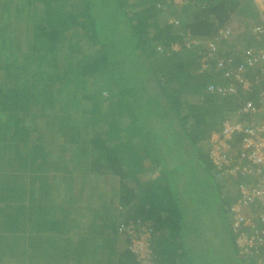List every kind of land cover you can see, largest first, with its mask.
<instances>
[{"label":"trees","instance_id":"1","mask_svg":"<svg viewBox=\"0 0 264 264\" xmlns=\"http://www.w3.org/2000/svg\"><path fill=\"white\" fill-rule=\"evenodd\" d=\"M261 22L253 0H0V264H131L116 250L128 221L151 229L157 264H251L235 244L250 230L230 226L239 177L222 190L206 142L260 104L264 60H246L264 50ZM220 27L234 36L218 56L251 81L236 95L209 90L231 76L198 72L204 46L180 42ZM87 176L119 184L86 198Z\"/></svg>","mask_w":264,"mask_h":264},{"label":"built area","instance_id":"2","mask_svg":"<svg viewBox=\"0 0 264 264\" xmlns=\"http://www.w3.org/2000/svg\"><path fill=\"white\" fill-rule=\"evenodd\" d=\"M172 5H182L184 0H167ZM262 18L260 26L252 30L255 35L264 37V0H253ZM171 22L177 23L176 18ZM183 33V34H182ZM182 34V35H181ZM180 42L186 47L203 45L204 54L198 58V72H204L211 62L222 67L231 76L232 81L226 86L210 85L209 90H216L236 95L240 90H249L251 81L243 74L242 66L234 67L233 62L218 56L220 43L230 39L232 31L220 27L215 34L206 39H196L181 31ZM174 49L180 48L176 43ZM246 60V65L253 66L260 59L264 60V50ZM258 65H261L258 63ZM264 72V67H261ZM242 70V71H241ZM262 79V78H261ZM240 85V89L235 85ZM259 105L247 102L240 108L249 120H225L219 133L209 137L208 158L216 175V180L223 186L232 177H239L237 187L238 199L230 206L231 228L237 232L240 227L249 229L250 235L239 233L235 238L238 253L251 264H264V227H258L255 219L264 225V90L259 93ZM262 113V114H261ZM241 133L238 149H232L228 141L234 134ZM118 209L121 206L117 205ZM117 234L124 241L125 250L132 256L131 264H157L152 250L153 234L145 225L137 226L128 221L118 226ZM251 259V260H249Z\"/></svg>","mask_w":264,"mask_h":264},{"label":"rangeland","instance_id":"3","mask_svg":"<svg viewBox=\"0 0 264 264\" xmlns=\"http://www.w3.org/2000/svg\"><path fill=\"white\" fill-rule=\"evenodd\" d=\"M37 15V14H36ZM38 16V15H37ZM237 16H239V15H236V18H234L233 19V21L235 22V23H237V22H239V17H237ZM38 20H39V18H38ZM25 21L26 20H24V21H21L20 22V25H23L24 26V23H25ZM22 23V24H21ZM234 23V24H235ZM228 25L231 27V21H229V23H228ZM167 132H169L170 133V130H172V128H171V126H170V124L168 123L167 124ZM170 143V142H169ZM61 144V139H59L58 137H56L54 140H52V145H50V149L52 150L51 152L56 156L57 154L54 152V150L56 151L57 149H58V145H60ZM170 145H171V143H170ZM51 147H53V148H51ZM67 158V157H66ZM146 163V161H144V164ZM70 168H72V172L71 173H69L68 175V177H66V179L68 178V181H69V183L70 184H72V181H71V179L70 178H74L75 180L73 181V188L75 189V191L77 190V188L81 185V183H80V180L78 179V174H77V172H76V170H78V169H81V170H84V167H87L84 163H82L80 166H78V167H76V166H69ZM183 172H186L185 170L183 171ZM181 173V172H180ZM183 174H187V172L186 173H183ZM142 177H144V175H142ZM93 184H96V185H98V187L99 188H101V189H104V190H107L108 191V188L110 189H112V187H118V184H119V180L116 178V177H110V176H108V177H103V176H99L97 179H95L94 178V176H87V178L85 179V191H87V192H85V197L87 198L88 197V189L89 188H91V186H93ZM227 184H228V182H227ZM225 189V187H222V190H224ZM64 193H67V192H64ZM72 193H76V192H72ZM65 197H67V195L65 196ZM81 204H82V202H81ZM73 218H75L74 216H72ZM77 218V217H76ZM87 219V217L86 218H81V220L80 221H83V220H86ZM84 222V221H83ZM86 222V221H85ZM84 225V224H83ZM83 227V226H82ZM73 234V233H72ZM70 236H73V235H71V233H70ZM237 262V260L236 259H234V258H232V257H226V258H224L222 261H220V263L221 264H234V263H236Z\"/></svg>","mask_w":264,"mask_h":264},{"label":"clouds","instance_id":"4","mask_svg":"<svg viewBox=\"0 0 264 264\" xmlns=\"http://www.w3.org/2000/svg\"><path fill=\"white\" fill-rule=\"evenodd\" d=\"M256 25H254L253 27H255ZM257 27V26H256ZM232 36V35H231ZM223 122H224V120L223 121H221L219 124H218V126L216 127V128H214V129H212L210 132H211V134L212 133H219L220 132V130H221V128H222V125H223ZM210 137V136H209ZM208 141H209V138H208V140H207V142L206 143H208ZM228 144L232 147V149H238V142L237 143H234V142H232V137H231V139L228 141ZM232 144H234V146L232 145ZM206 154L208 155V149H206Z\"/></svg>","mask_w":264,"mask_h":264},{"label":"crops","instance_id":"5","mask_svg":"<svg viewBox=\"0 0 264 264\" xmlns=\"http://www.w3.org/2000/svg\"><path fill=\"white\" fill-rule=\"evenodd\" d=\"M232 36H234V35H232ZM262 114V113H261ZM219 122H221V121H219ZM147 163H145V165H146ZM212 169H213V167H212ZM143 175H144V178L146 177V176H148V173H143ZM142 176V175H141ZM240 180V179H239ZM218 182V181H217ZM239 182V181H238ZM218 184L221 186V184L218 182ZM223 187V186H222ZM74 217H75V215H73ZM72 217V216H71ZM73 219H76V218H73ZM71 237H73V236H71ZM124 241L122 240V238H118V241H117V247H116V250L117 251H121V252H125V247H124Z\"/></svg>","mask_w":264,"mask_h":264}]
</instances>
